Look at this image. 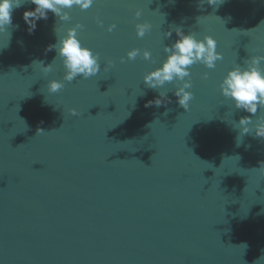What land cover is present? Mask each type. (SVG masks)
<instances>
[{"label": "water", "instance_id": "obj_1", "mask_svg": "<svg viewBox=\"0 0 264 264\" xmlns=\"http://www.w3.org/2000/svg\"><path fill=\"white\" fill-rule=\"evenodd\" d=\"M32 7L0 32V264H264V171L253 170L264 140L246 134L237 146L228 121L248 114L218 90L234 63L264 55V0H96L64 25L49 13L29 35L22 13ZM144 20L152 28L138 38L134 24ZM76 22L101 69L114 66L49 95L61 62L47 77L32 62L52 63L54 28ZM176 26L211 35L224 58L214 70L192 66L188 111L171 91L168 103L145 107L159 90L142 76L159 66L177 38L163 32ZM132 48L151 59L121 63Z\"/></svg>", "mask_w": 264, "mask_h": 264}, {"label": "clouds", "instance_id": "obj_2", "mask_svg": "<svg viewBox=\"0 0 264 264\" xmlns=\"http://www.w3.org/2000/svg\"><path fill=\"white\" fill-rule=\"evenodd\" d=\"M95 2L96 0H0V32L13 26L14 11L25 3L33 5L31 9H26L22 13L26 31L32 35L37 28V22L46 21L49 13L61 22L60 25H64L72 20L70 12L73 8L85 11L90 9ZM205 2L216 7L223 0H205ZM156 11L159 12V9ZM133 16L139 21L142 11L135 10ZM96 24L103 26V21L96 19ZM15 27L18 28L19 25ZM83 28L84 25L79 22L62 27L59 31L56 26L54 28L56 41L45 48V52L55 51L56 56L53 62L48 65H45L43 61L32 62V66H35L43 77H47L53 71V65L57 60L61 62L63 68L61 79H48L46 82L45 90L49 95L61 92L66 83L73 82L78 76L87 80L101 71L107 73L113 68V61L106 60L102 70L100 54L81 43L78 39V30ZM115 28L116 25L112 23L108 24L105 30L111 33ZM134 28L135 35L143 38L146 33L150 32L152 25L144 20L135 23ZM173 31L177 38L170 45L163 46L165 55L159 66L142 76L141 80L145 88L159 90L158 96L146 101L145 107L153 105L160 107L168 103L167 93L171 91L176 97V103L188 111L190 101L194 99V93L191 91L193 87L192 66L201 65L204 69L214 70L217 62L222 61L224 57L221 52L217 51V41L211 35L205 34L202 38H198L195 32L189 31L186 34L181 27L176 26L163 32V37L170 38ZM138 56L146 61L151 59L150 51L132 48L125 53V56L120 57V62L124 63L125 57L128 61H132ZM208 77L209 71L201 73L202 79L207 80ZM168 84L173 86L165 89ZM218 90L220 96L228 101L234 110L248 114L241 116L237 121H228L234 130H238L237 146L246 134L264 140V115H261L260 111L258 114V109H264V55L250 53L242 64L234 63L221 77ZM66 112L67 115L73 117L80 115L74 108H67ZM38 132H43V130L38 128ZM236 157L240 159L239 156ZM259 164V168L253 170L264 171V161ZM243 246L246 247V245Z\"/></svg>", "mask_w": 264, "mask_h": 264}]
</instances>
